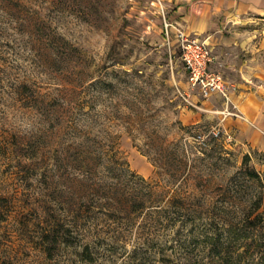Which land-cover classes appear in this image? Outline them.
I'll list each match as a JSON object with an SVG mask.
<instances>
[{"label":"rangeland","instance_id":"374dc122","mask_svg":"<svg viewBox=\"0 0 264 264\" xmlns=\"http://www.w3.org/2000/svg\"><path fill=\"white\" fill-rule=\"evenodd\" d=\"M176 17L0 0V264H221L207 235L227 247L257 193L264 214V0L210 31L232 41L229 102L190 91Z\"/></svg>","mask_w":264,"mask_h":264},{"label":"crops","instance_id":"0c3cea01","mask_svg":"<svg viewBox=\"0 0 264 264\" xmlns=\"http://www.w3.org/2000/svg\"><path fill=\"white\" fill-rule=\"evenodd\" d=\"M163 1L167 6H172L174 14H178V18L172 19V29H178L183 34L195 37L205 35V42L211 45L214 61L210 69L214 68V72L222 74L228 85L234 86L237 90L241 84L229 82L224 76L226 70L235 71L236 63L233 57V51H229L227 47L231 46L232 41L219 38V30L210 32L216 26V18L222 10H233L234 13H242L245 10H253L258 5V0H159ZM173 32V31H172ZM175 34V33H174ZM176 38V36L174 35ZM208 44V45H209ZM220 45V47L218 46ZM222 71V72H221ZM232 94H235L232 93ZM231 97V95H230Z\"/></svg>","mask_w":264,"mask_h":264},{"label":"trees","instance_id":"16d2710c","mask_svg":"<svg viewBox=\"0 0 264 264\" xmlns=\"http://www.w3.org/2000/svg\"><path fill=\"white\" fill-rule=\"evenodd\" d=\"M249 157L245 156L243 167L245 168V177L249 182H257L262 186L258 175L253 170H249L247 162ZM262 207V193H257L250 201L249 214L245 216V219L240 221L238 227L236 225H225L224 232L226 234L225 243L227 247H223L220 243V248L217 247L219 240L213 233L212 236L207 235L206 239L211 241L213 252L218 255L221 260V264H264V214L259 213ZM233 253L236 255H232ZM251 249H256L260 255L258 260L253 259L248 261L244 258L246 252ZM239 250H242L239 253ZM224 256H221V254Z\"/></svg>","mask_w":264,"mask_h":264},{"label":"built area","instance_id":"2783aa9c","mask_svg":"<svg viewBox=\"0 0 264 264\" xmlns=\"http://www.w3.org/2000/svg\"><path fill=\"white\" fill-rule=\"evenodd\" d=\"M165 22L166 34L170 23ZM176 42L180 50V60L187 73V84L191 92H196L202 99L220 97L226 102L236 91L234 86L228 85L222 74L210 69L214 61L211 48L205 41L192 39L180 30L175 31Z\"/></svg>","mask_w":264,"mask_h":264}]
</instances>
